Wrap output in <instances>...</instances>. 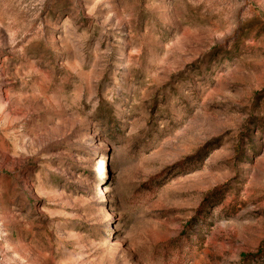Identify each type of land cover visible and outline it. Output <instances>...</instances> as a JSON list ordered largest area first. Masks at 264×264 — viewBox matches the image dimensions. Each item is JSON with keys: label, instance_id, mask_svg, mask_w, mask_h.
I'll use <instances>...</instances> for the list:
<instances>
[{"label": "rangeland", "instance_id": "1", "mask_svg": "<svg viewBox=\"0 0 264 264\" xmlns=\"http://www.w3.org/2000/svg\"><path fill=\"white\" fill-rule=\"evenodd\" d=\"M0 264H264V0H0Z\"/></svg>", "mask_w": 264, "mask_h": 264}]
</instances>
